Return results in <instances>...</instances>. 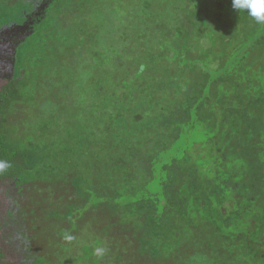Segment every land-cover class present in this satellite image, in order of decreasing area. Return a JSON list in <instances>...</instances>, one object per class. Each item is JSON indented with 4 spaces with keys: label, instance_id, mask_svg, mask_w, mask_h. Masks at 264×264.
Listing matches in <instances>:
<instances>
[{
    "label": "rangeland",
    "instance_id": "374dc122",
    "mask_svg": "<svg viewBox=\"0 0 264 264\" xmlns=\"http://www.w3.org/2000/svg\"><path fill=\"white\" fill-rule=\"evenodd\" d=\"M95 3L0 0V79L18 80L23 96L8 114L6 147L30 164L0 187L12 264H264V218L253 221L264 208L223 182L243 166L220 167L214 148L194 145L189 132L158 151L156 129L138 133L133 116L112 115L111 62L123 75L138 70L147 40L139 24L156 25L158 3L115 0L117 15ZM114 17L121 31L108 28L97 45L99 23ZM130 17L138 22L124 32ZM86 24L93 42L84 44Z\"/></svg>",
    "mask_w": 264,
    "mask_h": 264
},
{
    "label": "trees",
    "instance_id": "16d2710c",
    "mask_svg": "<svg viewBox=\"0 0 264 264\" xmlns=\"http://www.w3.org/2000/svg\"><path fill=\"white\" fill-rule=\"evenodd\" d=\"M114 1L95 0L90 6L117 15ZM156 3V27L139 24L147 40L141 42L144 62L138 70L123 75L119 60L111 62L110 74L119 79L114 82L111 95L112 115L123 121L125 116H133L140 124L138 133L156 129L158 151L168 149L178 139L184 140L182 137L188 132L194 145L210 144L220 167L228 168L233 162L235 167L237 164L244 167L235 172L230 170L224 186L229 188L231 183L236 186L233 195L242 190L256 194L255 203L264 208V26L256 24L246 13L234 11L231 0H156ZM145 5L140 7L141 11L152 14L151 3ZM121 19L114 17L109 23L100 22L96 29L102 28L93 37L95 43L100 44V36L110 27L115 30L118 26L121 31ZM136 22L137 18L130 17L124 32ZM88 26L79 27L81 33L86 31L82 33L84 44L92 41ZM178 28L179 34L173 33ZM121 40L118 38L113 47ZM120 49L117 46L114 52ZM109 78L112 79L111 75L107 77L111 81ZM149 98H156V104L146 103ZM22 99L18 80L0 81V160L10 164L0 174L1 188L15 183L30 169L24 153L6 147L8 114L13 104ZM123 127L132 131L131 124ZM239 171L245 176L237 183L233 179L240 176ZM247 171L251 174L248 179ZM251 197L242 198L246 206ZM221 203H225L224 199H220ZM240 217L247 221L248 214ZM254 218L257 222L264 216L254 215L253 221ZM247 231L251 234L250 226ZM7 235L0 216V264H12L15 260L7 245Z\"/></svg>",
    "mask_w": 264,
    "mask_h": 264
},
{
    "label": "clouds",
    "instance_id": "9594fccd",
    "mask_svg": "<svg viewBox=\"0 0 264 264\" xmlns=\"http://www.w3.org/2000/svg\"><path fill=\"white\" fill-rule=\"evenodd\" d=\"M231 6L237 13H246L256 24L264 26V0H231ZM10 167L6 160H0V174Z\"/></svg>",
    "mask_w": 264,
    "mask_h": 264
},
{
    "label": "flooded vegetation",
    "instance_id": "af4514ba",
    "mask_svg": "<svg viewBox=\"0 0 264 264\" xmlns=\"http://www.w3.org/2000/svg\"><path fill=\"white\" fill-rule=\"evenodd\" d=\"M2 80H5V79H0V81H2Z\"/></svg>",
    "mask_w": 264,
    "mask_h": 264
}]
</instances>
